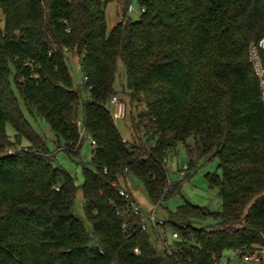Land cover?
I'll return each instance as SVG.
<instances>
[{"label": "trees", "instance_id": "trees-1", "mask_svg": "<svg viewBox=\"0 0 264 264\" xmlns=\"http://www.w3.org/2000/svg\"><path fill=\"white\" fill-rule=\"evenodd\" d=\"M107 1L0 0V264H220L227 250H262L264 103L250 53L264 69V0H139L137 20L125 0L109 32ZM68 55L86 78L84 101ZM119 63L126 141L108 109L120 94ZM17 95L70 156L82 134L94 142L81 185L55 163ZM180 142L186 178L198 161L218 158L220 174L207 180L221 209L186 203L165 213L164 228L178 235L167 253L119 195V180L137 178L159 207L179 191L167 157ZM78 195L91 233L76 214Z\"/></svg>", "mask_w": 264, "mask_h": 264}, {"label": "rangeland", "instance_id": "rangeland-1", "mask_svg": "<svg viewBox=\"0 0 264 264\" xmlns=\"http://www.w3.org/2000/svg\"><path fill=\"white\" fill-rule=\"evenodd\" d=\"M124 1L125 0H108L106 2L105 19L108 32L119 22L123 13V6L125 5ZM127 1L128 3H131L137 11L136 13H126L127 16H129L132 20H137V18L141 15L139 0ZM68 58V66L73 87L79 90L81 100L84 101L87 96V92L83 86L84 74L77 56L68 55ZM123 70V65L119 63L118 76L114 88L120 93L117 94V96L120 97L126 104L127 102L125 101H127V98L121 93L122 84L124 83L122 79ZM18 100L25 118L29 121L33 129L41 135L46 148L54 154L55 163L73 176L76 185H81L83 183L82 166L86 165L88 167H92L91 158L93 155V145L90 138L85 134H82V143L78 153L70 156L63 148V141L59 144L57 143V140L48 124L43 120L32 117L28 113L27 109H25V106L19 96ZM127 109L128 108L126 106V116L124 119H116L114 121L122 137L129 139L130 129L129 119L127 118ZM79 129L80 132L83 129L81 107L79 109ZM6 130L11 139H14V130L10 124L6 126ZM27 143L28 141L25 138L21 139L22 145H26ZM188 143H192V140L189 139ZM188 161L189 158L186 147L182 142L177 143L169 150L167 157L168 180L172 183H179L180 187L177 193L173 194L157 208L147 197L142 183L137 178L127 177V180H131L132 182L130 190L132 192L134 202L140 208V211L149 213L154 210L157 217H163L165 213L173 212L178 206L186 203L206 207L211 211H219L221 209V199L218 191L216 188L209 187L207 180V174H220V170L217 167L218 158L213 157L208 161H198L193 170L185 172L189 175V177L186 178L185 174L181 173L183 168L187 166ZM75 211L79 218L83 220L86 230L91 233L92 227L85 217L80 195H78L75 202ZM211 222L212 220L201 221L199 226H203ZM148 231L151 232V229L149 228ZM169 234L170 231L167 230V237ZM220 264H260V262L252 259H244L237 253L227 250L223 253L220 259Z\"/></svg>", "mask_w": 264, "mask_h": 264}, {"label": "built area", "instance_id": "built-area-1", "mask_svg": "<svg viewBox=\"0 0 264 264\" xmlns=\"http://www.w3.org/2000/svg\"><path fill=\"white\" fill-rule=\"evenodd\" d=\"M136 12L137 11L134 9V6L130 3L127 7V13L129 14ZM143 12H144V8H140V13ZM250 60L253 64L255 74L260 82L262 101L264 103V69L261 66L259 57L257 55V51L255 49L251 50ZM83 80H86V78L83 77ZM108 109L114 120L124 119V117L126 116V104L117 95H113L110 97L108 102ZM123 141H126V138L123 137ZM93 144L94 142H92V145ZM185 168L186 167L183 168L181 174H184ZM119 183H120V188L118 190L119 195L122 196L124 199H126L130 203L132 211L143 219L144 222L143 229L148 230L149 228H151L152 230H154V232L157 234L159 238L160 249L166 251L167 253H170V248L172 243L171 241L178 237L177 233L170 232L169 236L167 237V231L164 228V219L162 217H157L155 215L156 212L154 210L149 213H144L140 211V208L131 199V196L126 188L127 186L130 189V187L132 186L131 180H127V178L125 180L123 178H120ZM135 252L138 253V249H135ZM242 258L261 261L264 260V251L263 250L255 251L254 253L245 255Z\"/></svg>", "mask_w": 264, "mask_h": 264}, {"label": "crops", "instance_id": "crops-1", "mask_svg": "<svg viewBox=\"0 0 264 264\" xmlns=\"http://www.w3.org/2000/svg\"><path fill=\"white\" fill-rule=\"evenodd\" d=\"M262 250L264 251V247L262 248Z\"/></svg>", "mask_w": 264, "mask_h": 264}]
</instances>
